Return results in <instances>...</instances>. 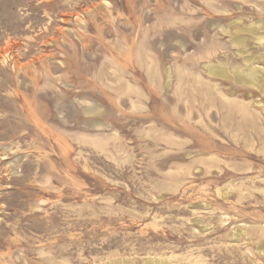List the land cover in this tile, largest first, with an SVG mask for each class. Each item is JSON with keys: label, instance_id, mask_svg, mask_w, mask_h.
I'll use <instances>...</instances> for the list:
<instances>
[{"label": "rangeland", "instance_id": "1", "mask_svg": "<svg viewBox=\"0 0 264 264\" xmlns=\"http://www.w3.org/2000/svg\"><path fill=\"white\" fill-rule=\"evenodd\" d=\"M259 20L264 0H0V264H264V41L233 43Z\"/></svg>", "mask_w": 264, "mask_h": 264}, {"label": "bare ground", "instance_id": "2", "mask_svg": "<svg viewBox=\"0 0 264 264\" xmlns=\"http://www.w3.org/2000/svg\"><path fill=\"white\" fill-rule=\"evenodd\" d=\"M263 28H264V22L262 20L261 21L259 20V24H257V25H253V26H250L249 28H243V29H240V30L237 29L238 30L237 33L235 35H233L234 36L233 43L238 45L239 47L242 44L245 43V38H247V37H244L241 34L242 31H249L250 33L258 34L257 40L262 43L264 41V31H262ZM254 39H256V38H254ZM240 51L242 53H246V51L243 50V49H241ZM244 56H245L244 59H245V62H246L247 69H243L240 66H234L233 69H232V73L235 76V78L238 81H240V82H246V83H249V84H252V85H258L259 86L261 84V81H259V78H260L259 72H258L257 68L254 66L255 61L252 59L253 56L252 57L248 56V55H244ZM262 56H264V55H262ZM209 66H210L209 67L210 68L209 69L210 73H214V74H217V75H220V76H228V71L226 70L224 64H221V63L220 64H215V65L212 64V65H209ZM263 246H264V244H263ZM156 263H158V262H156ZM146 264H154V263H152V261L150 262L148 260V262ZM158 264H165V263L163 261H161Z\"/></svg>", "mask_w": 264, "mask_h": 264}]
</instances>
